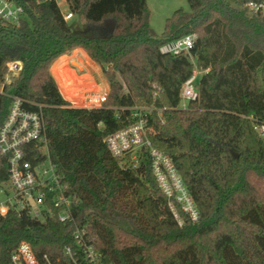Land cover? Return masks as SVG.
Instances as JSON below:
<instances>
[{
    "label": "trees",
    "instance_id": "obj_1",
    "mask_svg": "<svg viewBox=\"0 0 264 264\" xmlns=\"http://www.w3.org/2000/svg\"><path fill=\"white\" fill-rule=\"evenodd\" d=\"M13 1L25 14L18 24L0 20V76L7 62H21L5 89L25 109L41 112L50 160L77 196L75 213L84 214L103 263L264 264V139L254 130L264 122V14L245 7L264 0H187L189 10H175L160 36L151 31L146 0H65L84 22L79 31L56 0ZM190 33L194 63L187 54L160 51ZM75 48L108 83L100 106H72L60 92L67 93L64 83L59 89L50 72ZM68 59L58 60L53 74ZM195 68L204 71L198 96L179 109L181 85ZM8 103L0 94V126ZM130 107L153 109L151 143L171 157L197 221L181 214L178 225L146 161L124 170L110 154L105 139L134 121ZM24 150L30 161L40 158L33 144ZM6 180L0 155V183ZM21 242L40 260L72 264L63 247L73 241L54 216L40 221L24 211L0 213V264H11Z\"/></svg>",
    "mask_w": 264,
    "mask_h": 264
},
{
    "label": "built area",
    "instance_id": "obj_2",
    "mask_svg": "<svg viewBox=\"0 0 264 264\" xmlns=\"http://www.w3.org/2000/svg\"><path fill=\"white\" fill-rule=\"evenodd\" d=\"M249 11H261L264 14V2L249 1L245 4ZM24 7L13 0H0V20L18 24L24 18ZM67 21L72 13L63 14ZM196 35L187 34L160 46L162 53L172 55L187 54L192 63L194 58L189 50ZM1 68V67H0ZM21 69L20 61H9L4 65V74L0 76V94L9 99L8 108L0 126V155L6 158L7 180L0 183V193L6 197L0 206V213L9 209L24 211L30 217L45 221L53 216L66 227L74 247L65 245L63 255L72 264H104L95 250L93 238L87 230L84 214L75 213L77 196L71 192L64 175L57 171L47 151L44 119L40 111H31L22 107L23 100L6 90ZM197 69L187 78L180 88L179 109H186L191 100L198 96L196 87ZM204 71H201V73ZM98 91H81L77 102L72 106L92 108L102 104L107 96L105 84L100 83ZM40 108V106H38ZM125 109L116 111L118 112ZM150 107H130L129 117L134 121L124 128L109 134L105 141L110 154L119 160L124 170L137 169L146 161L150 170L167 199V204L179 226L183 224L182 215L191 221L199 218L198 209L190 196L171 157L155 148L150 139L153 128L149 126L147 115ZM254 130L264 139V122L254 123ZM33 144L40 158L30 161L24 148ZM11 264H51L46 255L40 260L27 242H21L10 256Z\"/></svg>",
    "mask_w": 264,
    "mask_h": 264
},
{
    "label": "rangeland",
    "instance_id": "obj_3",
    "mask_svg": "<svg viewBox=\"0 0 264 264\" xmlns=\"http://www.w3.org/2000/svg\"><path fill=\"white\" fill-rule=\"evenodd\" d=\"M56 2L63 14L68 12L67 3L65 0H56ZM146 3L149 10L150 28L152 33L157 36L161 35L165 20L169 18L175 10H189L187 0H146ZM67 23L74 30L79 31L85 28L82 18L76 14H72V18L68 19ZM83 60L84 58H82V62ZM201 74V71L198 70L197 78H199ZM54 76L56 77L58 83H64L65 88L67 89V93H63L60 89V92L62 93L64 98L73 103L77 102V96H79L81 91H98L99 89H101L100 83L102 82L103 84H105L106 80L99 66L97 67L96 65H85L83 67L78 65L77 62H69V67L68 65L67 67L65 66L61 73H54ZM72 82L74 83V85H72ZM69 83L70 85H67ZM5 197L6 196L3 193H0V206L4 202Z\"/></svg>",
    "mask_w": 264,
    "mask_h": 264
},
{
    "label": "crops",
    "instance_id": "obj_4",
    "mask_svg": "<svg viewBox=\"0 0 264 264\" xmlns=\"http://www.w3.org/2000/svg\"><path fill=\"white\" fill-rule=\"evenodd\" d=\"M75 54H78V56L75 57V56H74ZM82 56H84V57L87 58L89 61H91V64H88L89 66L96 65V66L98 67V65H97L94 61H92V60L87 56V54L85 53V51H84L83 49H81V48H75V49H73L70 53H68V54H64V55L60 56L59 58H57V59L51 64V66H50V72H51V74H52V76H53V78H54V80H55V82H56V84H57L58 87H59V83H58L56 77L54 76V74H53V72H52V67H53V65H54L58 60H60L61 58L69 57V59H68V63H67L68 67H69V62H70V63L77 62L78 65L84 67L86 64H85V63L83 64L82 62H80V61H81V60H80L81 58H79V57H82ZM67 65H66V67H67ZM88 65H87V66H88ZM72 69H73V68H72ZM72 83H73V82H72ZM67 85H70V83L67 84ZM72 85H74V83H73ZM105 88H106V90H108V83H107L106 80H105ZM59 89H60V87H59Z\"/></svg>",
    "mask_w": 264,
    "mask_h": 264
},
{
    "label": "water",
    "instance_id": "obj_5",
    "mask_svg": "<svg viewBox=\"0 0 264 264\" xmlns=\"http://www.w3.org/2000/svg\"><path fill=\"white\" fill-rule=\"evenodd\" d=\"M104 24L107 25L110 29H113L114 24L112 21H106ZM233 156L237 157V154L233 153Z\"/></svg>",
    "mask_w": 264,
    "mask_h": 264
}]
</instances>
